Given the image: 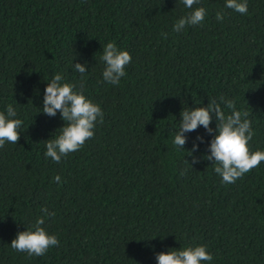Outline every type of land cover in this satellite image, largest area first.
Here are the masks:
<instances>
[{"label":"trees","instance_id":"obj_1","mask_svg":"<svg viewBox=\"0 0 264 264\" xmlns=\"http://www.w3.org/2000/svg\"><path fill=\"white\" fill-rule=\"evenodd\" d=\"M201 3L205 22L174 32L190 11L180 0H0V110L13 104L25 128L0 147V264H156L157 252L197 244L211 264H264V162L223 184L203 159L212 133L198 126L185 149L171 143L182 108L224 95L248 111L252 150L264 149V0H248L244 15ZM108 41L132 57L118 86L101 76ZM56 72L104 112L59 163L44 145L63 121L39 112ZM41 207L55 213L43 227L59 245L42 256L13 250Z\"/></svg>","mask_w":264,"mask_h":264},{"label":"clouds","instance_id":"obj_2","mask_svg":"<svg viewBox=\"0 0 264 264\" xmlns=\"http://www.w3.org/2000/svg\"><path fill=\"white\" fill-rule=\"evenodd\" d=\"M180 3L190 11L174 21L172 31L182 32L189 26H199L205 22L208 11L201 0H180ZM194 5L196 7H193ZM223 8L244 15L248 13V0H224ZM215 18L222 21L225 18L224 11L218 10ZM131 59L128 50L119 47L114 41L106 42L100 55L103 62V82L118 86L121 79L127 75L126 66ZM71 66L73 71L81 76L88 71L85 63L72 61ZM46 81L39 112L52 117L59 111L63 123L58 127L57 134L45 140L44 157L59 163L69 153L81 149L86 140L94 136V129L103 121L104 112L99 103L86 97L73 83L67 82L60 72L54 73ZM195 105L180 111V118L173 129L171 139L176 149H185L187 137L184 133L203 126L206 131L212 133L207 145L208 151L203 159L211 161L213 171L223 184L235 183L237 179L264 162V149L252 150L250 144L254 131L248 111L236 108L235 101L224 95L208 100L206 105L201 104V101ZM24 129V121L18 116L17 109L11 103L6 104L4 109L0 110V147L5 143L16 144ZM55 132L56 130L53 133ZM202 142L203 137H197L191 149H188L187 154L192 156L191 166L197 162L194 153ZM54 179L59 181L60 177L57 175ZM40 211L43 215L36 217L30 228L25 227L24 230L17 231L10 242L13 250L28 256H42L50 248L59 245L58 236L43 227L45 218L54 216L55 213L46 207H41ZM213 259V254L204 244L171 247L155 254L156 264H211Z\"/></svg>","mask_w":264,"mask_h":264}]
</instances>
